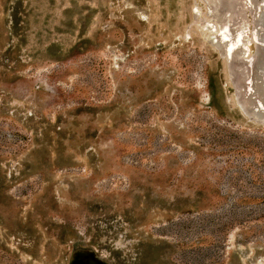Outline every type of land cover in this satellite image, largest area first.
<instances>
[{"label": "rangeland", "instance_id": "rangeland-1", "mask_svg": "<svg viewBox=\"0 0 264 264\" xmlns=\"http://www.w3.org/2000/svg\"><path fill=\"white\" fill-rule=\"evenodd\" d=\"M217 28L204 0H0V264H264L260 97Z\"/></svg>", "mask_w": 264, "mask_h": 264}, {"label": "bare ground", "instance_id": "bare-ground-1", "mask_svg": "<svg viewBox=\"0 0 264 264\" xmlns=\"http://www.w3.org/2000/svg\"><path fill=\"white\" fill-rule=\"evenodd\" d=\"M204 2L211 20L218 26L217 31L211 33L209 36L213 42H222L221 45L218 43L219 45H217V47L222 53L226 54L229 60L228 67L230 73L233 75V85L235 86L236 97L240 104V108L243 97H248V101L252 99L251 95L253 96L254 94H258L261 99L264 98V54L259 55L261 58L257 64L254 60V56L251 57L249 62L245 60V58L250 56H248L249 48L245 42V11L239 3V0H204ZM250 2V4L253 5L252 1ZM256 4L255 2L254 5ZM262 5L264 6V4ZM256 6L258 7L260 5ZM260 16L259 19V16L255 14L257 21L262 25L261 32L256 31L251 40V42L254 41L258 48L264 46V15L262 16L261 14ZM248 63L250 67L245 68L244 65ZM252 78L256 80L254 83L252 82ZM256 97L258 101L252 99L253 101L249 103L250 108H248L247 111L260 118H264V110L262 109L263 99L260 101V98L258 99V96ZM85 255L91 258L89 254H84L83 256ZM78 260L77 257L72 259V261ZM90 263L92 262L90 261Z\"/></svg>", "mask_w": 264, "mask_h": 264}, {"label": "flooded vegetation", "instance_id": "flooded-vegetation-1", "mask_svg": "<svg viewBox=\"0 0 264 264\" xmlns=\"http://www.w3.org/2000/svg\"><path fill=\"white\" fill-rule=\"evenodd\" d=\"M79 254H86V251L85 252H81V253H79ZM76 255H78V254H76ZM81 256V255H80ZM79 257V256H78ZM78 259H80V260H78V261H72L71 262V264H103V263H101L100 261H98L96 258H95V256H94V258H90V257H88L87 255H85V257L84 256H81V257H79ZM90 261L92 262V263H90Z\"/></svg>", "mask_w": 264, "mask_h": 264}, {"label": "water", "instance_id": "water-1", "mask_svg": "<svg viewBox=\"0 0 264 264\" xmlns=\"http://www.w3.org/2000/svg\"><path fill=\"white\" fill-rule=\"evenodd\" d=\"M255 100H256V97H255ZM248 115V117L249 118H251V119H253L254 118V116H252V115H250V114H247ZM246 115V116H247ZM255 119H258V120H263L264 121V119H261L260 117H258V118H255ZM72 262V261H71Z\"/></svg>", "mask_w": 264, "mask_h": 264}]
</instances>
